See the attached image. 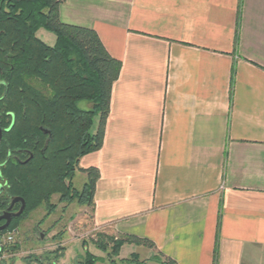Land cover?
<instances>
[{"label": "crops", "instance_id": "0c3cea01", "mask_svg": "<svg viewBox=\"0 0 264 264\" xmlns=\"http://www.w3.org/2000/svg\"><path fill=\"white\" fill-rule=\"evenodd\" d=\"M59 18L121 62L78 162L99 173L93 224L177 264H264V0H64Z\"/></svg>", "mask_w": 264, "mask_h": 264}, {"label": "trees", "instance_id": "16d2710c", "mask_svg": "<svg viewBox=\"0 0 264 264\" xmlns=\"http://www.w3.org/2000/svg\"><path fill=\"white\" fill-rule=\"evenodd\" d=\"M63 1L0 0V112L7 128L0 142V208L20 197L23 216L45 203L53 211L54 194L59 202L71 201L77 170L87 177L81 195L93 206L98 170L79 168L78 162L102 146L111 88L121 68L93 29L60 20ZM41 27L55 34L53 45L36 36ZM237 38L236 32L235 44ZM233 75L232 69L231 87ZM80 101L89 108H79ZM16 225L14 219L9 229ZM111 241L115 256L122 244L155 248L151 240L132 234ZM155 257L161 264H177L162 253ZM85 259L83 264L102 260ZM109 263L117 264L110 257Z\"/></svg>", "mask_w": 264, "mask_h": 264}, {"label": "rangeland", "instance_id": "374dc122", "mask_svg": "<svg viewBox=\"0 0 264 264\" xmlns=\"http://www.w3.org/2000/svg\"><path fill=\"white\" fill-rule=\"evenodd\" d=\"M36 36L47 45H53L56 40L55 34L43 27L37 30ZM89 106L90 104L87 101L78 103V107L81 109H88ZM97 124L98 117L95 116L92 131L96 129ZM86 180L87 177L84 173L78 170L75 172L72 184L77 194L71 201L59 202L58 194L51 196V204L55 205L56 209L52 211L50 218L41 226V232L43 233L41 238H37L38 233L33 234L32 230L44 216L43 204L30 213L29 220L24 228L19 230L17 236L15 232L11 233L12 236L14 233L13 239L4 242V246L17 247V250L20 251L17 258L20 259L27 256L28 253H24L25 251H31L36 255L42 251H51L53 254L58 252L61 255L58 260L59 264H77L78 262L83 264L87 255L102 258L99 261L108 263L110 257L117 264H145L152 259L154 262H159L156 257L152 258L145 252L130 250L129 246L124 247L125 244L119 247L116 256L112 255L113 243L111 239H120L121 234H118L109 226L99 228L93 224L92 206L88 205L86 197L81 195ZM17 262H20V260Z\"/></svg>", "mask_w": 264, "mask_h": 264}, {"label": "flooded vegetation", "instance_id": "af4514ba", "mask_svg": "<svg viewBox=\"0 0 264 264\" xmlns=\"http://www.w3.org/2000/svg\"><path fill=\"white\" fill-rule=\"evenodd\" d=\"M2 121H3L2 113L0 112V142L2 140L3 133L7 130V128L4 127ZM12 199H9L7 204L3 206L2 208H0V264H59L58 260L59 258H61V255L58 252L53 254L51 251H45V252L42 251L40 254L36 255L32 253L31 251L29 252L25 251L24 253H28L26 254L27 256H24V258L20 259V258H17V256L20 255V251L17 250V247H5L4 246L3 243L6 242L5 238L7 234H11L12 232H15L17 236L20 232L19 230L24 228V225L29 220V216L31 213L30 212L28 215L23 216V212L25 209V201H24V207L22 211H20L21 202L18 201L12 205L11 204ZM49 203L51 204L50 199H49ZM43 205H44V216L41 218L40 221L36 223V225L33 227V230H32L33 234L38 233L37 238H41L43 236V233L41 232V226L45 224L46 220L50 218L52 214V210L47 209V204L45 203ZM55 209L56 207L54 208V210ZM8 216H9V222L6 225ZM14 219L17 220V225L16 227L9 229ZM13 237H14V233H13L12 238ZM19 260L20 262H17ZM77 264H79V262Z\"/></svg>", "mask_w": 264, "mask_h": 264}, {"label": "water", "instance_id": "95a60500", "mask_svg": "<svg viewBox=\"0 0 264 264\" xmlns=\"http://www.w3.org/2000/svg\"><path fill=\"white\" fill-rule=\"evenodd\" d=\"M18 201L21 202V208H20V211H22V209H23V207H24V200H23L22 198H20V197H14V198L11 200V204L13 205L15 202H18ZM20 211H19V212H20ZM8 222H9V216H8V218H7L6 225L8 224ZM6 225H5V226H6ZM5 226H3V227H5Z\"/></svg>", "mask_w": 264, "mask_h": 264}, {"label": "built area", "instance_id": "2783aa9c", "mask_svg": "<svg viewBox=\"0 0 264 264\" xmlns=\"http://www.w3.org/2000/svg\"><path fill=\"white\" fill-rule=\"evenodd\" d=\"M6 237H7V239L5 241L13 239L11 234L7 235Z\"/></svg>", "mask_w": 264, "mask_h": 264}]
</instances>
